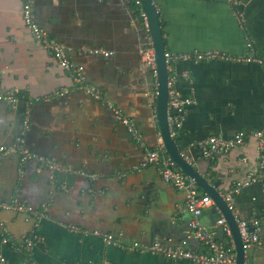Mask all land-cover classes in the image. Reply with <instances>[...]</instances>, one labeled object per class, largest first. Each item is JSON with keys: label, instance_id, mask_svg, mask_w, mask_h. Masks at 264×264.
<instances>
[{"label": "crops", "instance_id": "obj_1", "mask_svg": "<svg viewBox=\"0 0 264 264\" xmlns=\"http://www.w3.org/2000/svg\"><path fill=\"white\" fill-rule=\"evenodd\" d=\"M33 1L40 25L85 67L101 95L78 89L34 38L23 18V0H0V96L18 98L15 104L0 99V220L18 243L40 236L19 251L0 235V255L6 264H194L150 249L158 240L180 245L194 216L186 207V190L148 163V149L163 143L157 78L140 53L142 21L129 0ZM154 1L166 52L217 54L171 63L179 74L176 88L194 100L174 136L188 160L217 181L224 195L260 170L264 143L250 136L210 159L200 142L211 135L264 130V0ZM116 109L137 122L145 145ZM23 133L33 156L26 161L12 148ZM41 156L59 166L47 167ZM199 194L209 196L202 189ZM21 204L37 215L19 210ZM235 206L239 217L264 224V177L244 185ZM222 216L212 204L200 220L223 238L217 222ZM103 233L114 234L117 242L109 244ZM136 242L147 250L119 244ZM189 248L201 252L202 245L190 238ZM248 256L264 264V248L251 247Z\"/></svg>", "mask_w": 264, "mask_h": 264}, {"label": "built area", "instance_id": "obj_2", "mask_svg": "<svg viewBox=\"0 0 264 264\" xmlns=\"http://www.w3.org/2000/svg\"><path fill=\"white\" fill-rule=\"evenodd\" d=\"M134 2L133 4L139 9V18L142 21V27L144 29V43L140 48V53L143 57L144 66L148 70H152L157 78V68H156V53L153 46V41L150 34V27L148 21V15L143 8L142 0H129V2ZM23 18L26 26L32 31L35 39L40 41L44 48L53 55L60 65L69 72L75 82L78 89H87L94 95L100 96V89L94 84L88 81V77L85 72V67L83 65L76 64L66 46L58 40L56 37L52 36L48 30H46L37 20L34 1L33 0H23ZM105 55H109L108 52H104ZM196 57L197 59L213 58L217 56L216 53H194L192 55L182 54V53H171L166 52L167 61L169 63L170 78H169V123L170 125L177 124L178 126L182 123L186 108L194 103V100L190 97H183L181 93L176 88V82L179 77L177 72L171 71V63L177 62L182 59H188L190 57ZM188 77V73L182 74ZM0 99L10 100L15 104L18 98L14 94H9L5 96H0ZM116 114L121 119V121L128 126L130 133L135 137L142 145L144 144L141 131L138 128L137 122L124 115L120 110L116 109ZM30 117L29 115L25 118V130L29 127ZM176 133L173 132V135ZM250 136H257L260 138L261 143H264V130H258L254 132L239 131L232 137H224L221 135H211L207 139L200 142L203 150V154L210 159L216 156L229 153L234 147L241 146L245 144ZM3 147L2 149H5ZM20 156L22 161H26L32 158L30 153L25 134L20 135L16 143L12 146ZM148 163L158 166L160 168L162 177L167 182L172 185L184 189L187 192V210L190 211L194 218L190 224V231L182 243L176 247L164 245L161 241H155L150 247L153 251H158L163 253L168 257L174 259H191L194 264H237V252L236 245L232 236L229 224L224 216L218 219V225L222 226L225 235H228V240L223 238H218L217 235L208 227H206L200 220L203 210L214 204V201L210 196H202L199 194V187L196 182L186 175L172 160L171 156L166 152L163 145L158 146L154 149H148ZM40 161L47 165L51 169H56L59 165L52 159L41 156ZM259 177H264V155L261 158L260 170L255 171L250 175V178L246 183H238L234 186L228 193L223 196L228 202L231 210L234 212L235 217L239 224V231L242 236L243 245L245 249V262L244 264H255L249 259L248 251L251 247L264 248V224L258 219L253 218L250 220L243 219L238 216L235 206L236 194H239L244 185L258 180ZM21 211H27L30 214L37 215V211L28 205L21 204L18 206ZM101 234L100 232H96ZM0 235L3 238V242L10 244L16 250L22 251L24 248L32 247L33 244L40 239V236L33 234L26 239L23 243L16 242L12 237L7 234V229L4 221L0 220ZM104 239L109 243L117 242L115 235L112 233H103ZM197 239L201 245V252L192 251L189 248V239ZM123 248L128 249H138L141 251L147 250L140 243H133L131 245H121ZM1 264H6L4 257L0 255Z\"/></svg>", "mask_w": 264, "mask_h": 264}, {"label": "water", "instance_id": "obj_3", "mask_svg": "<svg viewBox=\"0 0 264 264\" xmlns=\"http://www.w3.org/2000/svg\"><path fill=\"white\" fill-rule=\"evenodd\" d=\"M143 8L148 15L150 34L156 53L157 68V95H156V115L160 126L162 143L166 152L171 156L176 165L189 177H191L198 187L206 192L214 204L226 218L232 232L236 245L237 264H244L245 249L239 224L234 212L231 210L228 202L218 189L217 181H209L200 173L195 166L188 160V154L182 152L173 132H178L177 124L169 123V63L166 57V45L164 40V31L161 23L160 13L154 0H142Z\"/></svg>", "mask_w": 264, "mask_h": 264}, {"label": "trees", "instance_id": "obj_4", "mask_svg": "<svg viewBox=\"0 0 264 264\" xmlns=\"http://www.w3.org/2000/svg\"><path fill=\"white\" fill-rule=\"evenodd\" d=\"M134 2L132 1L130 4H131V6H132V9L134 10V13H135V15L137 16V17H139V9L138 8H136V6L133 4ZM18 96H23V93H18ZM177 135V132H176V134H175V136ZM174 136V138H176ZM199 189L201 190V188L199 187ZM229 238H228V235H224V240L226 241V240H228ZM203 248V247H202Z\"/></svg>", "mask_w": 264, "mask_h": 264}]
</instances>
